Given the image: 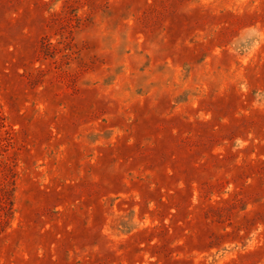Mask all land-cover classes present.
Instances as JSON below:
<instances>
[{
	"label": "rangeland",
	"instance_id": "1",
	"mask_svg": "<svg viewBox=\"0 0 264 264\" xmlns=\"http://www.w3.org/2000/svg\"><path fill=\"white\" fill-rule=\"evenodd\" d=\"M0 264H264V0H0Z\"/></svg>",
	"mask_w": 264,
	"mask_h": 264
}]
</instances>
